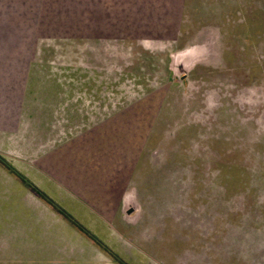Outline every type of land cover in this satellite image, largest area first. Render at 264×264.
Returning a JSON list of instances; mask_svg holds the SVG:
<instances>
[{"label": "flooded vegetation", "instance_id": "af4514ba", "mask_svg": "<svg viewBox=\"0 0 264 264\" xmlns=\"http://www.w3.org/2000/svg\"><path fill=\"white\" fill-rule=\"evenodd\" d=\"M86 1L88 4L92 2L89 26L94 23V29L97 28L92 35L95 38V52L88 53L86 58L95 63L109 62L115 66L113 70L117 77L130 76L134 81L145 82L147 87L138 85L133 89L131 86L134 94L129 90L121 94L120 89L129 88L118 84L114 102L109 93V99L101 108L102 114L86 107L89 111L84 117L87 116L86 119L93 125L100 124L102 127L97 141L104 140L107 152H112L111 149L116 152L119 162L108 168L109 165L105 163L111 161L106 155L105 166L90 173V177L94 175L93 180L88 177L90 190L85 191L88 195L76 198L81 205L78 207L88 211L89 215L92 211L103 221H116V231L119 233L113 237L116 243H122L120 253L125 247H143L159 256L158 261L162 264H233L227 252L232 244L222 245L220 240L210 237L213 226L208 225V218H204L200 211L202 209L195 210L196 214L187 215L188 220H202L197 223L198 228L195 226V229L186 231L187 236L193 238L194 248L193 245L192 248L187 247L189 238L180 240L185 241L183 245L171 240L169 229L173 222L170 218L178 220L180 226H186L181 222V217L185 218L186 214L171 212L172 206L176 205L172 204L173 201L179 199L172 196L168 181L162 183L161 188L166 194L160 196V200L154 197V192L147 199V205L156 208H150L147 212L149 216L142 217L140 196L132 175L134 173L139 177L145 171L147 182H154L151 178L153 174L145 167L150 166L152 172L158 168L156 154L161 152L158 145L163 142L169 144L170 140L178 141L182 147L181 140L176 137L180 128L200 130L191 134L195 142V146L190 145L191 149L213 155L212 149L203 148L202 140L214 136L213 122L210 120L215 119L217 110L223 106H226L223 117L230 118L226 121L229 125L225 127L226 130L236 127L238 131L243 128L246 136L255 133L258 135L257 143L262 141L260 145L264 146V0H115L127 13L119 19L121 35L118 37H113L107 29L110 16L107 0H85L83 3L87 4ZM81 9L84 11L85 7ZM240 37H244V43ZM137 90L142 94H137ZM182 96L189 99L187 103L193 108L190 112L188 107L180 110ZM123 98L127 101H121L119 108L112 106L107 115V103L111 101L114 104ZM75 104L84 107L81 101ZM91 111L100 114L98 121L90 115ZM177 116L180 118L172 125V119ZM8 140L11 141L10 138ZM115 141H120L121 145L126 142V146L130 147L126 150L115 149ZM6 144L7 150L0 149L5 154H12L10 144ZM24 144L27 149L22 168L14 163L16 159L11 160L0 152V176H5V180H0V185L13 183L18 187L13 184L10 187L21 188L24 193L19 202L20 210L9 214L0 208V222L6 215L0 224V264H58L56 256L66 250L57 248L56 251L52 234L50 239L42 240L43 246L37 242L43 238L42 234L32 230L39 219L56 220L60 216L73 220L83 233L96 240L99 249H89L91 259H97L99 264H111L106 257L117 253L113 254L112 249L104 245L94 231L79 224L78 218L29 178L28 168L39 171L41 168L38 158H32L38 156L36 142ZM66 147L70 148L69 145ZM110 170L114 173L107 177ZM6 194L5 190L0 192V204L8 201ZM226 212L228 215L229 211ZM225 214L222 216L225 217ZM15 216L18 219H14ZM157 218H161V222H157ZM234 225L233 219L229 218L225 230H221L220 234L234 241L232 237L235 231L230 228ZM76 249L67 247V253H74ZM159 252L166 253L169 260L160 257ZM116 256L120 258L119 254Z\"/></svg>", "mask_w": 264, "mask_h": 264}, {"label": "rangeland", "instance_id": "374dc122", "mask_svg": "<svg viewBox=\"0 0 264 264\" xmlns=\"http://www.w3.org/2000/svg\"><path fill=\"white\" fill-rule=\"evenodd\" d=\"M84 1L0 0V55L10 56V60L2 62L6 69L0 68V124H2L0 148L7 150L8 142L12 154H5L1 149L0 152L11 160L16 159L14 163L22 168L27 149L24 143L36 142L38 156L32 158L40 160L44 154L47 159V155L51 154V163L56 164L58 176H63L58 177L60 183L64 186L63 181L69 177L72 180L71 184L78 189L81 186L85 188L86 181L82 182L84 176L86 178L90 173L99 171L105 164L109 165V168L119 162L116 152L112 149L110 150L112 152H107L108 147H105L104 140L97 141L102 127L100 124L93 125L86 119L87 116L84 117L89 111L86 107L96 109L102 114L101 108L109 99V93L112 94L111 101L114 102L115 95L118 94L115 87L118 84L129 88L120 89L121 94L126 90L134 94L131 86L133 89L138 85L146 86L145 82L134 81L130 76L117 77L113 70L115 66L109 62L95 63L86 58L89 56L88 53L95 52L93 51L95 38L92 35L97 28L94 29V23L90 26L88 23L92 14V2L88 4L86 1L89 6L87 7ZM106 4L110 6L107 29L112 32L113 37H118L121 35V31L118 30L119 19L124 18L127 13L121 10L122 7L115 0H107ZM83 7L84 11L81 9ZM183 13L186 14L185 11ZM240 40L245 42L244 37L242 39L240 37ZM136 92L142 94L139 90ZM100 95L103 96V100ZM188 100L182 96L180 110L188 107L190 112L193 109L187 103ZM79 101L84 104L83 108L75 104ZM121 101L127 100L123 98L114 104L108 102L107 115L112 106L119 108ZM225 110L226 106H223L217 110L215 119L210 120L213 122L214 136L202 140L203 148L212 149L213 155L191 149L190 145L195 146L191 134L201 132L200 130L180 128L176 132V137L181 140L182 147L178 141L170 140L169 144L163 142L162 145H158L161 152L156 154L158 168L152 172L150 166L145 167L153 174L151 178L154 182H147L145 171L139 177L133 173V181L140 196L142 217L149 216L147 212L155 207L147 205V199L153 196L154 192V197L160 200V196L166 194L161 188L162 183L168 181L172 196L179 199L177 202L173 201L172 204L176 205L172 206L171 212L186 214L185 218L181 217V222L186 226L183 224L180 226L178 220L170 218L173 222L169 229L172 241L183 245L185 241L180 240L189 238L186 245L188 248H192L193 245L194 248L193 238L188 237L186 231L195 229L197 223L202 220L198 218L195 221L188 220L187 215L196 214L195 210L202 209L200 211L204 218H208V225L213 226L214 236L210 237L220 240L222 245L232 244L227 252L229 259H233V264L239 262L264 264V146L260 145L262 141L257 143L258 135L255 133L246 136L243 128L238 131L236 127L226 130L225 127L228 125L226 121L230 118L223 117ZM98 112L96 114L91 111L90 115L95 116V121L100 118ZM178 118L180 117L172 119L171 124L175 125L174 122L178 121ZM180 136L185 138H179ZM71 139L74 142H71ZM120 143L114 142L115 149L126 150L130 147L126 146V142H122V145ZM66 145L70 148H66ZM52 147L54 150L50 152ZM55 148H58L59 152H56ZM106 155L111 162L104 164ZM43 162L42 164H46L44 158ZM167 169L169 172H166ZM111 170L107 171V177L114 173ZM4 178L5 176H0V180ZM90 178L93 180L94 175ZM98 181L102 182L103 178L102 181L100 179ZM11 185L7 183L0 185V192L5 190L9 198L5 204H0V208L9 214L21 209L19 202L21 203L20 199L24 197L21 188H15L18 187L15 184H13L15 187H10ZM78 201L73 207L68 204L66 207L72 208L69 209L72 215L80 220L77 221L79 224L94 231L102 243L112 249L113 254L117 253L106 257L111 264H162L158 261L159 256L143 247H125L120 253L122 243H116L117 240L113 237L119 233L116 221H103L92 211L90 215L87 214L88 211L78 207L81 206ZM226 210L229 211L228 215L225 214L228 213ZM222 214L226 216L223 217ZM229 218H232L235 224L230 227L235 231L232 237L234 241L220 234L221 230H225ZM14 219L18 217L15 216ZM243 219L245 220L242 221ZM156 221L161 222V218H157ZM35 230L43 236L41 240H37L38 243L44 246L42 240L50 239L52 234L56 251L57 248L66 250L60 251L56 256L58 264H99L97 259H91L89 256L90 248L99 249L98 243L83 233L81 227L73 223V220L61 216L56 220L42 218L37 221L32 232ZM231 246L235 247L230 249ZM67 247L82 248L68 254ZM177 250L181 251L178 247ZM126 251H130V255L125 254ZM118 254L120 258H116ZM159 255L169 260L166 253L159 252Z\"/></svg>", "mask_w": 264, "mask_h": 264}, {"label": "crops", "instance_id": "0c3cea01", "mask_svg": "<svg viewBox=\"0 0 264 264\" xmlns=\"http://www.w3.org/2000/svg\"><path fill=\"white\" fill-rule=\"evenodd\" d=\"M9 57L7 55H4V54L0 55V68H2L4 70L6 69V67L2 64V62L5 60H10ZM1 126H2V124H0V129H1ZM4 128H5V126H4ZM3 131L5 132V130H3ZM66 146H68V145H66ZM53 150H54L53 147L50 148V152H53ZM55 151L59 152L58 148H55ZM47 156L48 157L46 159L44 157V154H43L39 160L41 162V163L39 162V164H38L41 168L40 171L35 169V168H32L31 170H29V168L27 167L28 171H29L27 174L29 175V177L31 176L30 178L35 184H37L40 188H42L49 196L56 199L61 206H63L65 209H67L68 211L71 212V209L69 210L70 207H68V208L66 207L67 204L69 206L73 207L74 204L77 202L76 198H82V197L84 198L88 195L85 191L90 190V187L88 186V177H90V176H87L86 178L84 176V178H82V182L86 181L88 187L86 186V182H85V184H84L85 188H83V186H81L79 189L76 188V186L74 184H71L72 180L69 177L67 178V180L65 179V181H63V182H65V184L63 186L60 183L61 181H59V178H58V177H63V176L62 175L58 176L56 164L53 165L51 163V159H50L51 154L47 155ZM43 158L45 159L46 164H42V163H44ZM56 160L58 163V159H56ZM89 175H91V174H89ZM56 180L58 181L57 182L58 184L54 183V182H56ZM73 200H75V201L73 202Z\"/></svg>", "mask_w": 264, "mask_h": 264}]
</instances>
